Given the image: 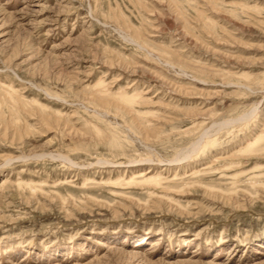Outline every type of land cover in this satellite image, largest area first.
I'll return each instance as SVG.
<instances>
[{
    "label": "rangeland",
    "instance_id": "1",
    "mask_svg": "<svg viewBox=\"0 0 264 264\" xmlns=\"http://www.w3.org/2000/svg\"><path fill=\"white\" fill-rule=\"evenodd\" d=\"M263 137L264 0H0V264H264Z\"/></svg>",
    "mask_w": 264,
    "mask_h": 264
},
{
    "label": "bare ground",
    "instance_id": "2",
    "mask_svg": "<svg viewBox=\"0 0 264 264\" xmlns=\"http://www.w3.org/2000/svg\"><path fill=\"white\" fill-rule=\"evenodd\" d=\"M262 139H264V137H263V138H261V140H262ZM258 141H260V140H258ZM255 142H257V141H255ZM255 142H254V143H255ZM256 144H257V143H256ZM260 149H261V150H264V148H263V149H262V148H260ZM261 150H260V151H261ZM250 151H251V150H250ZM256 151H259V150H258V149H256V150H255V152H256Z\"/></svg>",
    "mask_w": 264,
    "mask_h": 264
}]
</instances>
